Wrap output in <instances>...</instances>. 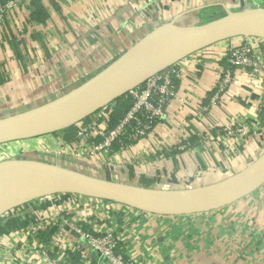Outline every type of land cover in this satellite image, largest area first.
<instances>
[{
	"label": "crops",
	"instance_id": "1",
	"mask_svg": "<svg viewBox=\"0 0 264 264\" xmlns=\"http://www.w3.org/2000/svg\"><path fill=\"white\" fill-rule=\"evenodd\" d=\"M39 1L47 13L44 22L28 20L34 9L31 1L19 3L0 22V63L8 78L0 85V117L12 111L8 103L17 101L32 107L63 93L160 23L176 19L180 26L198 24L224 14L226 9L234 10L242 2H252ZM243 43L252 45L257 60L264 62V40L257 37H234L196 51L173 64L179 72L176 96L145 139L115 152L102 151L92 159L60 156L62 165L83 167L90 174L124 183L167 189L207 184L243 168L259 152L264 136V79L256 80L249 68L235 69L233 83L215 104L202 110L215 91L228 48ZM75 46L82 49L77 54L79 62L77 56V60L67 59ZM71 63L76 64L73 70L68 66ZM253 117L259 125L252 136L242 143L225 140L220 129L233 121L250 122ZM185 137L191 142L189 147L174 146ZM58 198L50 196L44 203ZM33 209L23 206L13 227L30 220ZM118 210L109 212L95 201L79 207L80 214H89L87 221L92 226L117 235L119 251L125 257L141 264H264V184L234 203L208 212L157 215L124 205ZM74 240L76 251H69L70 259L60 264H83V242L72 233L70 241ZM87 254L90 264L100 262L95 251ZM50 257H56L54 250H50Z\"/></svg>",
	"mask_w": 264,
	"mask_h": 264
},
{
	"label": "water",
	"instance_id": "2",
	"mask_svg": "<svg viewBox=\"0 0 264 264\" xmlns=\"http://www.w3.org/2000/svg\"><path fill=\"white\" fill-rule=\"evenodd\" d=\"M264 39V6L242 2L210 20L154 26L96 72L35 106L0 117V145L71 127L105 108L149 77L183 58L234 37ZM264 184V148L243 168L222 179L167 189L124 183L45 159H0V217L36 199L59 193L112 201L157 215L208 212L245 197ZM1 264V263H0Z\"/></svg>",
	"mask_w": 264,
	"mask_h": 264
},
{
	"label": "built area",
	"instance_id": "3",
	"mask_svg": "<svg viewBox=\"0 0 264 264\" xmlns=\"http://www.w3.org/2000/svg\"><path fill=\"white\" fill-rule=\"evenodd\" d=\"M23 1L31 0L0 2V22L4 20L12 8ZM251 1L254 7L264 6V0ZM252 50V45L249 43L231 45L228 48L226 53L228 66L221 67L215 91L202 110H207L210 105L215 104L220 94L233 83L235 69L249 68L256 80L264 79V62L258 61ZM70 70H73L72 67ZM80 72L85 71L81 69ZM178 73V70L172 65L131 89L128 93L132 97V105L112 129H108L105 112L99 110L92 114L86 122H79L73 140L67 141L61 134L54 135L52 133L30 138V140L40 142L41 145H36L34 141L35 149L42 147L43 153L49 152L55 157L71 155L78 159H92L96 155H100L102 151L110 150L112 143L121 140L122 137H126L134 143L145 139L155 125L165 117L167 104L176 96ZM83 74L81 73V75ZM86 76L83 75L84 78L82 79L84 80ZM258 125L259 122L253 117L250 122L239 123L237 121L235 123L233 121L232 124L220 130L225 140L231 138L242 143L254 134ZM97 137L100 138V141L92 142ZM190 145L191 142L185 137L174 146L183 149ZM263 148L264 136L260 139L259 152ZM54 195L59 197L54 202L45 201L44 203L46 198L53 195L45 196L18 206L0 217L1 264H60L66 262L70 259L68 252H75L77 249L75 240L70 241L72 233L76 234L83 242V249L81 248L80 251L83 264H90L88 250L95 251L100 257V262L95 264H141L136 259L125 257L119 251V238L111 230L92 226L87 221L89 214L79 213L80 205L87 206L91 201H95V205L112 213H117L121 205L112 201L77 194L59 193ZM23 206L33 207V216L24 224L14 228L16 215L19 216V212H21L20 214L23 213L21 211ZM43 234L47 236V242L42 240ZM50 250L56 252L55 258L50 257Z\"/></svg>",
	"mask_w": 264,
	"mask_h": 264
},
{
	"label": "trees",
	"instance_id": "4",
	"mask_svg": "<svg viewBox=\"0 0 264 264\" xmlns=\"http://www.w3.org/2000/svg\"><path fill=\"white\" fill-rule=\"evenodd\" d=\"M6 1L7 0H0V2H2V3L6 2ZM30 5L34 9L31 10L28 20L33 22V23L44 22L47 19V13L43 9V6L40 4V1L39 0H31ZM11 44H13V43H11ZM13 49L16 53L15 55L19 59H21L22 57H21L20 52L17 50V47L14 46ZM226 58H223V60H222L224 63L223 67L228 66ZM7 79H8L7 73H6V70L4 68V65L2 63H0V85L4 84L7 81ZM132 102H133L132 97L130 96L129 93H127L126 95H123L122 97L117 98L115 101L110 103L104 109H101L106 114L105 116L107 118L108 129H112L113 127H115L119 123V121L123 117L124 113L132 105ZM89 118H90V116L85 118L84 120H82L81 123L86 122ZM79 124L80 123H77L71 127H68L66 129L58 131V132H54L52 134H54V135L55 134H61L63 136V138L67 141L73 140V139H75ZM99 139L100 138H98V137H97V139L95 138V140H99ZM132 143H134V142H131L130 140L126 139V137H122L121 140L119 139V140L112 143L111 148H110V152L118 151L119 148H123V147L127 146L128 144H132ZM4 144H6V143H4ZM43 239L47 240V236L44 234L42 235V240Z\"/></svg>",
	"mask_w": 264,
	"mask_h": 264
},
{
	"label": "rangeland",
	"instance_id": "5",
	"mask_svg": "<svg viewBox=\"0 0 264 264\" xmlns=\"http://www.w3.org/2000/svg\"><path fill=\"white\" fill-rule=\"evenodd\" d=\"M215 15H217V14H215ZM212 18H214V17L206 18V20H210ZM102 41L103 40L101 39L100 43H102ZM100 48H102V47H100ZM81 50L82 49H81L80 46L79 47L78 46H75L74 48L71 49V54L68 55L69 58L67 57V59L73 60L72 58L75 57V56H77V54ZM77 57H78V60H77L76 57H75V59L79 62L80 61V58H79V56H77ZM74 61H72V62H74ZM73 64H74V66H73ZM68 66L70 68L72 67V69H75L76 64L75 63H71V65L68 64ZM22 99L23 98H21L19 100H22ZM25 104L24 103H18L17 101H16V103H8L7 106H11L10 109H12V111H10V113L8 112L6 114L15 113V112L24 110L26 108H29L28 107V104L27 105H25ZM19 106H21V107H19ZM34 141H35L36 145L37 144L41 145L40 142H38V140H30V139L29 140L24 139V140L9 142V143L0 145V159L9 158V157H15V156H27V157H30V158L45 159L47 161H51V162H54V163H57V164H62L63 161H61V159L59 158L60 156L59 157L52 156L51 154H49V152L43 153L44 152V149H41L42 147H39V149H35L34 148L35 147ZM52 145H54V144H52ZM82 168L81 167H78L79 170H82ZM21 224H24V223H21Z\"/></svg>",
	"mask_w": 264,
	"mask_h": 264
}]
</instances>
